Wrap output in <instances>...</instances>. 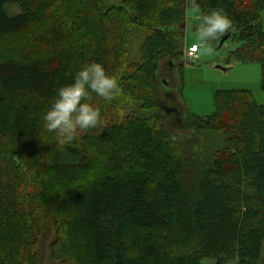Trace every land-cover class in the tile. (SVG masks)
<instances>
[{"label":"trees","instance_id":"obj_1","mask_svg":"<svg viewBox=\"0 0 264 264\" xmlns=\"http://www.w3.org/2000/svg\"><path fill=\"white\" fill-rule=\"evenodd\" d=\"M197 2L201 16L228 14L231 55L260 64L264 90V0ZM188 10V0H0V264H40L45 247L51 264H264V104L218 89L214 113L183 119L162 95L163 65L182 68ZM91 61L120 91L92 94L103 126L57 147L43 114ZM131 101L160 112L129 113Z\"/></svg>","mask_w":264,"mask_h":264},{"label":"rangeland","instance_id":"obj_2","mask_svg":"<svg viewBox=\"0 0 264 264\" xmlns=\"http://www.w3.org/2000/svg\"><path fill=\"white\" fill-rule=\"evenodd\" d=\"M109 1L114 4L121 2V0ZM13 10L17 11V8L14 7ZM197 13L191 17L188 15L185 32L186 49L192 44H197L198 33L196 29L200 23L201 11L198 9ZM261 21L264 27V13ZM139 42V39H136L131 44L130 49L133 51L134 58H137L135 55H137ZM238 46L239 43L236 40L228 38L221 46L220 41H218L209 49L199 48L196 58L185 56L182 68L180 65L173 68L169 63L163 65L162 74L170 84H166V88H163L162 95L167 104L174 108L173 114H180L183 119L191 113L202 117L211 115L215 111L214 95L218 89H248L253 92L259 103L264 104L260 64L256 61L240 60L231 55V51ZM181 76L183 77L182 93L179 91ZM125 107L129 113L142 117H150L160 112L156 109L140 108V103L137 101H131ZM171 128L176 134L184 133V129L176 120L172 121ZM209 137L206 138L208 148L221 145L220 137H215L216 140ZM20 177L23 175L21 174ZM52 236L53 229L48 238L51 239ZM47 249L45 247L42 250L40 264H51Z\"/></svg>","mask_w":264,"mask_h":264},{"label":"clouds","instance_id":"obj_3","mask_svg":"<svg viewBox=\"0 0 264 264\" xmlns=\"http://www.w3.org/2000/svg\"><path fill=\"white\" fill-rule=\"evenodd\" d=\"M189 17L198 14L197 0H188ZM232 20L222 9L203 14L197 25L195 47L209 49L232 28ZM120 91L117 79L108 74L103 63L91 61L81 67L72 82L59 87L43 114V128L52 134L55 146L63 147L81 134L103 126L101 110L91 103L94 94L111 101Z\"/></svg>","mask_w":264,"mask_h":264},{"label":"built area","instance_id":"obj_4","mask_svg":"<svg viewBox=\"0 0 264 264\" xmlns=\"http://www.w3.org/2000/svg\"><path fill=\"white\" fill-rule=\"evenodd\" d=\"M196 44L190 45L186 51H185V56L189 58H196L198 54L199 48L195 47Z\"/></svg>","mask_w":264,"mask_h":264},{"label":"water","instance_id":"obj_5","mask_svg":"<svg viewBox=\"0 0 264 264\" xmlns=\"http://www.w3.org/2000/svg\"><path fill=\"white\" fill-rule=\"evenodd\" d=\"M229 36H230V33H227V34L223 37V39L220 40V46L223 45V43L229 38ZM219 67H221V66H219Z\"/></svg>","mask_w":264,"mask_h":264}]
</instances>
